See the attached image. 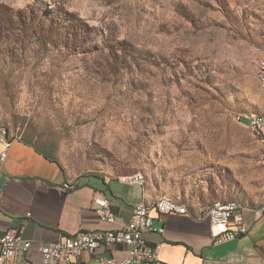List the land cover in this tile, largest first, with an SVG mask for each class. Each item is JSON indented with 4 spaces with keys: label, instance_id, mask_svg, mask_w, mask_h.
<instances>
[{
    "label": "rangeland",
    "instance_id": "374dc122",
    "mask_svg": "<svg viewBox=\"0 0 264 264\" xmlns=\"http://www.w3.org/2000/svg\"><path fill=\"white\" fill-rule=\"evenodd\" d=\"M263 54L264 0H0V123L72 173L258 204Z\"/></svg>",
    "mask_w": 264,
    "mask_h": 264
},
{
    "label": "crops",
    "instance_id": "0c3cea01",
    "mask_svg": "<svg viewBox=\"0 0 264 264\" xmlns=\"http://www.w3.org/2000/svg\"><path fill=\"white\" fill-rule=\"evenodd\" d=\"M53 157L59 161L17 137L6 159L0 160V236L9 229L20 230L32 242L26 255L29 259L39 261L40 246L64 235L84 229L121 228L132 218L136 205L151 202L161 194L148 181L145 186L127 183L122 177L128 174L72 173ZM262 174L264 177L263 169ZM100 196L110 199L116 222L98 216L95 199ZM263 204L264 195L258 204L241 203L247 206L244 216L248 232L225 243L212 242V226L203 207H189L188 214L155 218L154 226H163V231H148L145 237L159 246L161 264H264V215L255 214ZM126 253L122 245L100 246L95 252L84 250L76 260L77 264H104L103 258H123Z\"/></svg>",
    "mask_w": 264,
    "mask_h": 264
},
{
    "label": "built area",
    "instance_id": "2783aa9c",
    "mask_svg": "<svg viewBox=\"0 0 264 264\" xmlns=\"http://www.w3.org/2000/svg\"><path fill=\"white\" fill-rule=\"evenodd\" d=\"M257 76L264 82V54L258 59ZM238 118L252 123L256 133L263 140L264 149V121H257L247 113L240 114ZM15 138L17 136L13 135L6 125L0 123V160L6 159ZM262 164H264V158ZM122 178L127 183L142 186H145L147 182L143 172L132 173L129 177ZM66 186L70 185L66 184ZM246 208L247 206L238 204L234 199L220 200L216 202V206L203 207V212L212 226L214 244L228 242L248 232L244 216ZM95 210L104 221L113 223L118 219L107 196L95 199ZM189 211L186 203L168 201V194L161 193L151 202L143 201L136 205L133 208L132 218L121 228L84 229L75 234L64 235L56 241L42 244L39 248L42 255L39 261L26 256L31 249V240L25 238L18 229H9L0 236V264H77L76 258L84 250L95 252L100 246L114 245L125 246L126 255L123 258L105 257L104 264H142L144 262L161 264L158 257L159 246L151 244L145 237V233L154 230L163 231V226L160 228L154 226L155 218L163 219L165 215L171 213L188 214ZM255 214L258 217L264 215V204L260 205V211H255Z\"/></svg>",
    "mask_w": 264,
    "mask_h": 264
},
{
    "label": "bare ground",
    "instance_id": "6f19581e",
    "mask_svg": "<svg viewBox=\"0 0 264 264\" xmlns=\"http://www.w3.org/2000/svg\"><path fill=\"white\" fill-rule=\"evenodd\" d=\"M258 80H259L260 88H261V90H262V92L264 94V82L259 77H258ZM250 116L253 117V118H256L257 121H264V114L253 113ZM248 126H249V129H250L251 133L255 136V138L257 139V141L259 142V144L261 146V153H260L259 163H260V166L262 167V169L264 170V164H262V159L264 158L263 140L256 133L255 128L252 125V123L248 122ZM133 173H140V171H136V172H133ZM131 174L132 173L128 174L127 177H129ZM168 201L180 202V200L172 198L169 194H168ZM217 201H220V199L211 202L207 206H216V202ZM235 201L238 204L241 205V203L239 201H237V200H235Z\"/></svg>",
    "mask_w": 264,
    "mask_h": 264
},
{
    "label": "trees",
    "instance_id": "16d2710c",
    "mask_svg": "<svg viewBox=\"0 0 264 264\" xmlns=\"http://www.w3.org/2000/svg\"><path fill=\"white\" fill-rule=\"evenodd\" d=\"M251 114V113H250ZM27 141V140H26ZM28 142H30V141H28ZM31 143V142H30ZM32 144H34V143H32ZM35 145V144H34ZM36 146V148L38 149V150H40L41 152H43L46 156H48V157H50V158H54V159H56L57 161H59L57 158H55V157H53L54 155H50L49 153H47V152H45L42 148H40V147H38L37 145H35Z\"/></svg>",
    "mask_w": 264,
    "mask_h": 264
}]
</instances>
